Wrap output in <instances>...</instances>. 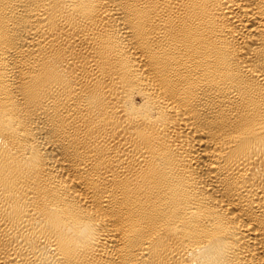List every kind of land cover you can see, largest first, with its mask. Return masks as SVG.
<instances>
[{
	"label": "bare ground",
	"instance_id": "6f19581e",
	"mask_svg": "<svg viewBox=\"0 0 264 264\" xmlns=\"http://www.w3.org/2000/svg\"><path fill=\"white\" fill-rule=\"evenodd\" d=\"M0 264H264V0H0Z\"/></svg>",
	"mask_w": 264,
	"mask_h": 264
}]
</instances>
